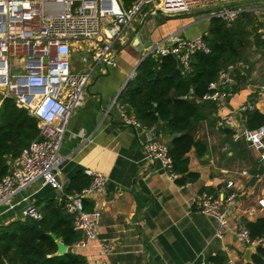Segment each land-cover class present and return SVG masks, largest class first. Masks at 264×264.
<instances>
[{"label":"crops","instance_id":"obj_1","mask_svg":"<svg viewBox=\"0 0 264 264\" xmlns=\"http://www.w3.org/2000/svg\"><path fill=\"white\" fill-rule=\"evenodd\" d=\"M247 1L245 3L252 8L243 9L253 16L258 14L264 25V0ZM240 3L243 1L232 5ZM142 21H138V26ZM159 23V30L150 32L144 21L139 30L144 47L173 31L188 39L201 32H182L187 26H181L162 34L160 30L167 22ZM138 26H131L125 41L118 45L115 65H102L95 73L85 91L84 103L70 119L60 147V154L66 157L59 176L61 188H54L43 180L34 182L14 198L13 207H0V225L24 219L22 211L29 202L36 204L47 198L62 200L69 193L67 189L72 180L85 173L86 168H92L104 172L108 181L102 191L87 198L101 210L98 238L88 240L85 246L72 248L86 258V264H213L212 257L220 252L227 258L225 263H252L256 249L252 262L246 261V252L257 246L240 240L236 227L243 224V218L254 220L264 216L259 204L260 199H264V159L261 158L264 150L249 147L244 138L235 140L233 128L204 120L197 126L196 138L207 144L208 151L203 157L197 156L194 149L188 153L190 170L199 173L197 179L179 183L159 162L148 161L143 150L144 130L124 123L118 108V97L144 56L138 41L135 40L136 47L127 45ZM151 38L154 41L147 44ZM85 45L83 42L74 44L72 55H79L81 62V66L76 65L78 61L74 63L76 70L85 69L91 62L88 53L90 61L82 62V56L89 52ZM259 75L256 69L252 78L257 80ZM262 83L264 81L247 82L224 103L215 102L218 110L212 117H217L218 121L221 116H232L238 129L243 130L246 125L242 112L248 102L264 113V92L256 86ZM158 136L166 144L170 140L165 133ZM205 156L209 163L201 162ZM244 170L249 174H244ZM229 182L234 185L228 187ZM204 191L218 195L236 192L231 204L224 205L228 218L221 235L217 232V219L194 205L196 196ZM103 244L107 245L106 249Z\"/></svg>","mask_w":264,"mask_h":264},{"label":"built area","instance_id":"obj_2","mask_svg":"<svg viewBox=\"0 0 264 264\" xmlns=\"http://www.w3.org/2000/svg\"><path fill=\"white\" fill-rule=\"evenodd\" d=\"M236 1L246 0H0V99L13 98L18 106L38 119L40 127L39 136L22 149L12 162L11 171L0 181V207H13L14 198L38 180L61 188L59 176L66 157L60 154V147L70 119L84 103L85 91L98 69L102 65H115L116 49L125 41L128 28L137 16L146 19L158 14L169 16L214 7L218 11L211 17H221L232 24L243 11L232 5ZM77 42L96 45L90 64L83 70L74 69L71 61ZM198 50L210 51L203 34L188 39L173 31L145 47L144 55H174L182 71L187 72L191 57ZM89 61L88 55L82 56L83 63ZM249 68L250 64L244 60L229 63L218 78L209 83L202 99L224 103L233 94L237 72L244 74ZM134 75L135 71L129 78ZM256 86L264 92V83ZM118 108L124 123L144 130L145 158L159 162L171 178L177 179L179 174L173 169L168 146L159 138L156 127H146L119 103ZM252 108L251 102L244 106V110ZM217 125L233 128V138H244L249 147L258 151L264 148V125L254 129L245 126L240 130L232 116H221ZM261 158L264 159V152ZM85 173L91 178L90 184L66 194V208L74 216L75 228L82 232L75 244L77 247L98 238L101 210L97 203L87 210L85 200L102 191L108 181L102 171L86 168ZM243 173L249 174L247 170ZM235 197L236 192L218 195L204 191L196 196L194 205L217 219V232L221 235L228 218L224 205L231 204ZM259 204L264 210V199H260ZM22 212L25 217H41L34 202L27 203ZM236 233L247 245L264 242V237L253 240L243 224L236 227ZM103 247L106 249L107 245Z\"/></svg>","mask_w":264,"mask_h":264},{"label":"trees","instance_id":"obj_3","mask_svg":"<svg viewBox=\"0 0 264 264\" xmlns=\"http://www.w3.org/2000/svg\"><path fill=\"white\" fill-rule=\"evenodd\" d=\"M254 25L253 14L246 10L232 24L221 17H211L203 33L210 51H196L187 72L182 71L174 55H149L118 97L119 104L142 124L155 126L158 135L170 136L167 146L173 169L180 175L179 183L199 176L198 172L190 170L188 153L194 149L197 156L203 157L208 151L207 144L196 138L198 124L204 120L217 123V117H212L218 110L217 104L202 99L209 83L237 60L248 62L250 68L244 74L237 72L232 91L237 92L247 82L256 81L252 78L254 63L247 59L253 45L264 54V38L258 27L252 29ZM242 116L248 128L264 125V113L258 108L245 109ZM160 122L162 128L159 129ZM228 133L232 135L230 130ZM39 134L38 119L18 106L13 98H4L0 105V181L11 171L12 162L22 149ZM90 182L91 178L83 172L72 180L67 191L81 190ZM35 205L41 212L39 219L25 217L0 225V264H86V258L72 250L82 233L75 228L74 216L66 208V197L41 199ZM85 208H93L87 199ZM242 223L253 240L264 237V216L254 220L243 218ZM51 233L68 246L65 254L56 253L58 244ZM212 261L223 264L227 258L220 252ZM247 264H264L263 244L257 245L253 262Z\"/></svg>","mask_w":264,"mask_h":264},{"label":"rangeland","instance_id":"obj_4","mask_svg":"<svg viewBox=\"0 0 264 264\" xmlns=\"http://www.w3.org/2000/svg\"><path fill=\"white\" fill-rule=\"evenodd\" d=\"M245 2H249V1H243V3H240L239 5H233L234 7H241L242 10H244L243 8L247 7V8H252L251 4L249 3H245ZM209 8V7H207ZM202 11L197 12V11H191V12H185V13H179L177 15H173L172 17L166 16L163 17L164 15H160V17L158 19L155 18V16H147L145 19V26L146 29H150V32H153L154 30H159V20H161V18L164 19V21H166V26L164 29L160 30L162 34H167L170 32V29H174L177 27H181V26H187L185 27L182 32H184L185 30L188 31L189 33H195L196 31H201L202 33H204L209 26L210 23V17L215 14L218 11V8H209V9H203L201 8ZM256 11V10H254ZM143 17L141 15L137 16L136 20L133 21L132 26H138L139 22L138 21H142ZM254 20H255V25L253 28L258 27L259 31L261 32V35L264 34V25L263 23H261L262 21L260 20L258 14L254 16ZM130 30V28H128V31ZM198 32V33H199ZM200 32V34H202ZM252 40H254L252 38ZM154 40H149L147 44L152 43ZM254 42V41H253ZM96 48V45L93 44V42H88L85 45L86 49H90L89 52H86V55L88 53L89 56H92V54L94 53V48ZM84 48V51H85ZM251 54L249 55L248 59L250 62L254 63V70H258L259 71V77H257V82H263L264 81V54L259 52V49L257 48L256 45H253L252 48L250 49ZM79 55L75 56L72 55L71 56V61H72V65L74 66V63L76 61V65H80L81 62H79ZM81 66V65H80ZM264 150V149H262Z\"/></svg>","mask_w":264,"mask_h":264},{"label":"water","instance_id":"obj_5","mask_svg":"<svg viewBox=\"0 0 264 264\" xmlns=\"http://www.w3.org/2000/svg\"><path fill=\"white\" fill-rule=\"evenodd\" d=\"M197 12H200L202 11V9L200 10H196ZM161 14H158L155 16L156 19H158L160 17ZM144 21L145 19H143L142 23L137 27V29L131 34L128 42H127V45L130 44L132 46H135L136 47V41L139 42V44L141 45V51L144 50V45H143V35L139 33V30L143 27L144 25ZM164 19L161 18V20H159V22H163ZM136 40V41H135ZM145 55L141 58L140 62L138 63V65L136 66L135 70L137 69V67L139 66V64L145 59ZM134 70V71H135ZM129 81V79H128ZM154 111H157V108L155 107L154 108ZM158 128H162V124L161 122L158 124ZM201 162L202 163H209V158L207 156H205L204 158H201ZM52 237L56 240L57 244H58V249H57V254H65L67 251H68V246L61 240L57 237L56 234L54 233H51ZM255 247H250L248 248L247 252H246V261L247 262H252V254L253 252L255 251Z\"/></svg>","mask_w":264,"mask_h":264}]
</instances>
